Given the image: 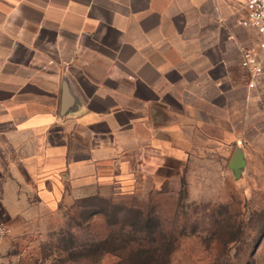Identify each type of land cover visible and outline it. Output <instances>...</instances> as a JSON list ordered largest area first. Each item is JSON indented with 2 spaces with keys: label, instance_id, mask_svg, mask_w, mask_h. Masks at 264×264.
Instances as JSON below:
<instances>
[{
  "label": "crops",
  "instance_id": "1",
  "mask_svg": "<svg viewBox=\"0 0 264 264\" xmlns=\"http://www.w3.org/2000/svg\"><path fill=\"white\" fill-rule=\"evenodd\" d=\"M245 14V0H0L6 240L54 230L68 207L113 189L125 143L152 139L157 110L164 159L201 140L236 142L243 157L229 109L235 92L248 104L232 65L259 44ZM210 125L220 138L203 135Z\"/></svg>",
  "mask_w": 264,
  "mask_h": 264
},
{
  "label": "rangeland",
  "instance_id": "2",
  "mask_svg": "<svg viewBox=\"0 0 264 264\" xmlns=\"http://www.w3.org/2000/svg\"><path fill=\"white\" fill-rule=\"evenodd\" d=\"M233 64L234 81L246 87ZM246 91L247 106L235 92L229 109L243 157L236 142L220 141L231 145L222 150L201 140L195 155L164 159V110H157L152 139L125 143L113 189L68 207L54 230L7 239L0 264H129L140 246L156 249L157 264H264V75ZM202 132L221 137L212 125Z\"/></svg>",
  "mask_w": 264,
  "mask_h": 264
},
{
  "label": "built area",
  "instance_id": "3",
  "mask_svg": "<svg viewBox=\"0 0 264 264\" xmlns=\"http://www.w3.org/2000/svg\"><path fill=\"white\" fill-rule=\"evenodd\" d=\"M245 17L239 25L252 30L258 37L257 49L241 52L239 66L246 73L247 88L255 89L257 82L264 75V0H245ZM9 235L5 225L0 224V247Z\"/></svg>",
  "mask_w": 264,
  "mask_h": 264
},
{
  "label": "trees",
  "instance_id": "4",
  "mask_svg": "<svg viewBox=\"0 0 264 264\" xmlns=\"http://www.w3.org/2000/svg\"><path fill=\"white\" fill-rule=\"evenodd\" d=\"M92 198H98L97 196L92 197ZM91 199V198H89ZM89 199L87 200H83L82 202H79L77 204H83V203H87L89 201ZM147 222H149V220L146 219ZM145 223L146 228H149L148 223ZM104 253H107L106 251ZM156 249L154 248H143L140 246V248L136 249L135 251H131L130 252V260H129V264H131L132 261H134L133 264H157L156 263ZM134 258V259H133Z\"/></svg>",
  "mask_w": 264,
  "mask_h": 264
}]
</instances>
